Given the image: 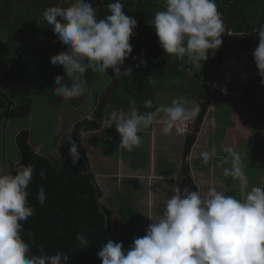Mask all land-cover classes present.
<instances>
[{
  "label": "trees",
  "instance_id": "1",
  "mask_svg": "<svg viewBox=\"0 0 264 264\" xmlns=\"http://www.w3.org/2000/svg\"><path fill=\"white\" fill-rule=\"evenodd\" d=\"M173 2L0 0V35L20 45L11 43L12 62L30 57L33 45L41 49L31 89L52 108L73 95L83 97L89 85L101 80L106 84L99 107L148 102L165 89L167 78L194 68L195 56L202 58L204 49L221 44V39L211 41L220 27L243 36L224 43L219 53L238 41L264 44L253 32L264 25V0ZM18 65L0 67V79L4 70ZM102 116L94 113L97 121ZM91 128L98 126L88 121L77 125L55 158L35 153L27 130L16 134L17 167L25 179L16 208L0 224V264H119L105 251L113 213L77 143L79 133ZM185 196L189 202L181 207L169 264H177L180 248V264H202L204 237L195 188ZM256 219L246 264H264V192Z\"/></svg>",
  "mask_w": 264,
  "mask_h": 264
},
{
  "label": "crops",
  "instance_id": "2",
  "mask_svg": "<svg viewBox=\"0 0 264 264\" xmlns=\"http://www.w3.org/2000/svg\"><path fill=\"white\" fill-rule=\"evenodd\" d=\"M223 44L218 41L204 49L202 58H193L194 68L167 78L165 89L148 102L99 107L105 88L96 93L92 88L100 82L89 85L83 97L62 101L61 107L44 102L62 112L64 136L55 142L53 156L59 155L77 125L88 121L98 126L80 132L77 143L88 158L103 203L113 213L109 239L117 223L116 205L122 202L118 195L134 201L137 211L142 203L141 217L132 216L141 222L139 236L146 242L156 236L168 239L158 245L164 249L162 260L155 258L157 264H169L181 207L188 205L185 195H191L192 187L202 219L200 255L206 258L204 263L199 256L201 263L246 264L264 192V44L238 41L219 53ZM13 105L8 103V114ZM97 110L103 115L100 121L94 118ZM182 120L188 130L179 135L176 125ZM20 129L27 130L18 128L16 134ZM33 149L42 154L44 147L39 143ZM236 217L242 222L236 234L243 238V251L216 253L214 248L226 243L221 238L228 237L229 221Z\"/></svg>",
  "mask_w": 264,
  "mask_h": 264
},
{
  "label": "rangeland",
  "instance_id": "3",
  "mask_svg": "<svg viewBox=\"0 0 264 264\" xmlns=\"http://www.w3.org/2000/svg\"><path fill=\"white\" fill-rule=\"evenodd\" d=\"M175 4V0H173ZM20 46L13 39L10 41L3 35H0V67H5L9 62L19 63L18 66H12L9 70H4L5 83H1L0 91V224L4 225L8 216L16 208L18 193L25 179V172L17 167L19 161V153L14 143V136L18 128H25L30 132V144L36 147L41 143L44 152L48 156H53L54 144L59 141L62 132V112L57 109H51L45 105L44 99L31 91L32 79L36 77L40 70L41 61L38 59L40 48L33 45L30 49V57H21L12 62L15 53L12 50V44ZM19 60V62H18ZM6 62V64H5ZM10 72V74H8ZM6 76V77H5ZM0 79V82L3 80ZM8 82V83H7ZM106 81H101L92 90L95 93L103 90ZM93 94V93H92ZM13 101L14 105L8 114V103ZM8 114V116H7ZM65 120V119H64ZM51 148L48 150V148ZM53 148V149H52ZM43 154V153H42ZM56 155L55 157H57ZM54 157V156H53ZM54 157V158H55ZM121 203L116 205L117 223L114 232L110 236L107 253L115 262L119 264H157L155 258L162 260L161 249L162 243L166 244L168 239L161 240L156 236L154 241L151 238L146 242L145 236H139L141 222H136L132 216L141 217L144 207L137 204L139 211L135 209L134 201H126L125 197H120ZM237 212V211H236ZM234 212L231 216L236 214ZM241 218L236 217L233 221H229L228 237L226 243L215 247L216 253L225 251L226 253H234L237 248L243 251V238L236 233L240 230ZM144 224V220H143ZM2 229V227H0ZM217 237L214 241H217ZM247 240V238H245ZM143 241V242H142ZM211 238H208V243ZM163 253V252H162ZM201 253V252H200ZM203 255L205 263L206 256ZM200 255V256H201ZM247 256V255H246ZM240 262V261H239ZM238 261L229 260L226 264H240ZM206 264H209L207 262ZM217 264V263H212Z\"/></svg>",
  "mask_w": 264,
  "mask_h": 264
},
{
  "label": "built area",
  "instance_id": "4",
  "mask_svg": "<svg viewBox=\"0 0 264 264\" xmlns=\"http://www.w3.org/2000/svg\"><path fill=\"white\" fill-rule=\"evenodd\" d=\"M257 30H254V34L259 37L261 40H264V25L256 32ZM242 33H235L233 30L227 28V27H220L217 28L215 31V35L212 36V40H216L219 37H225L226 39H229V44L232 43L233 39L242 37ZM188 130V122L182 120L179 121L176 125V132L179 135H183Z\"/></svg>",
  "mask_w": 264,
  "mask_h": 264
},
{
  "label": "clouds",
  "instance_id": "5",
  "mask_svg": "<svg viewBox=\"0 0 264 264\" xmlns=\"http://www.w3.org/2000/svg\"><path fill=\"white\" fill-rule=\"evenodd\" d=\"M58 8H59V4L57 5V7H55L54 11H57ZM235 33H238V32H235ZM238 38H240V37H238ZM238 38H235V39H238ZM218 39H221V41H223V43H227V44H229V39H226L225 37H219ZM235 39H233V41H234ZM262 41L264 42V40H262ZM219 50H220V49H219ZM2 82H3V81H1L0 84H1ZM31 90H32V89H31ZM0 91H1V85H0ZM18 196L20 197V193H18ZM19 197H18L17 203H18V201H19ZM16 205H17V204H16ZM200 252H201V251H200ZM199 256H200V254H199Z\"/></svg>",
  "mask_w": 264,
  "mask_h": 264
},
{
  "label": "water",
  "instance_id": "6",
  "mask_svg": "<svg viewBox=\"0 0 264 264\" xmlns=\"http://www.w3.org/2000/svg\"><path fill=\"white\" fill-rule=\"evenodd\" d=\"M183 242V241H182ZM182 242H181V244H182ZM181 248H180V256H179V258H178V261H177V264H180V259H181Z\"/></svg>",
  "mask_w": 264,
  "mask_h": 264
}]
</instances>
